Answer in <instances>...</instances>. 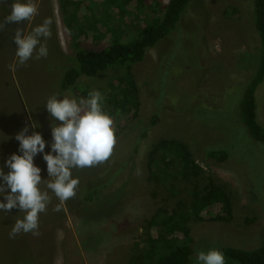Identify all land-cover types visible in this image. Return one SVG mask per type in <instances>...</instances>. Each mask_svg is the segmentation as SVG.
<instances>
[{"label": "rangeland", "instance_id": "obj_1", "mask_svg": "<svg viewBox=\"0 0 264 264\" xmlns=\"http://www.w3.org/2000/svg\"><path fill=\"white\" fill-rule=\"evenodd\" d=\"M252 10V0H192L131 68L138 117H122L116 138L96 147L83 126L122 69L60 92L76 48L59 0H0V264H133L156 209L188 202L193 184L209 180L229 195L232 219L189 223V264H214L221 247L264 245V142L249 135L239 109L259 59ZM255 100L264 130V81ZM163 138L185 143L204 170L175 182L174 194L147 179V152ZM211 151L227 160L208 159ZM87 186L99 192L84 203Z\"/></svg>", "mask_w": 264, "mask_h": 264}, {"label": "trees", "instance_id": "obj_2", "mask_svg": "<svg viewBox=\"0 0 264 264\" xmlns=\"http://www.w3.org/2000/svg\"><path fill=\"white\" fill-rule=\"evenodd\" d=\"M191 1L168 0L160 7L154 6L153 0H59L63 24L70 33L76 53L72 59L64 60L66 65L71 63L72 66L63 67L58 90L64 93L76 89L82 76L103 78L110 68L122 69L109 84L110 91L106 96L96 98L93 117L85 120L84 132L94 146L108 145L116 138L123 127L119 124L122 117L127 121L138 117L141 103L131 68L143 61L148 49L175 29ZM252 1L259 59L239 109L249 135L257 142H264L255 100V91L264 81V0ZM98 7L104 13L96 16ZM112 34L117 38L114 41ZM105 125L107 128L115 125L114 131L107 134ZM206 154L208 159L218 163L227 160V153L223 151ZM146 169L147 179L165 185L171 194L175 193V182L197 181L204 174L188 146L172 138L160 139L150 147ZM98 192V187L87 186L82 202H91ZM190 196L188 202L179 200L169 211L162 207L156 209L146 221L144 249L134 258L133 264H189L194 243L189 223L231 221V199L213 181L209 180L202 188L193 184ZM214 264H264V245L255 250L221 247L215 253Z\"/></svg>", "mask_w": 264, "mask_h": 264}]
</instances>
